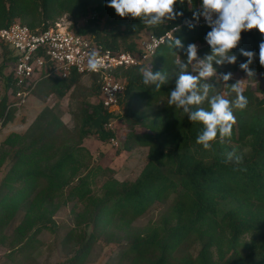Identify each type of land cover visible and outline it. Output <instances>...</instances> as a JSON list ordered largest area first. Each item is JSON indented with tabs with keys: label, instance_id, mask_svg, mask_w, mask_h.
I'll list each match as a JSON object with an SVG mask.
<instances>
[{
	"label": "trees",
	"instance_id": "obj_1",
	"mask_svg": "<svg viewBox=\"0 0 264 264\" xmlns=\"http://www.w3.org/2000/svg\"><path fill=\"white\" fill-rule=\"evenodd\" d=\"M108 3L109 0H0V28L20 20L33 29H45L48 19L54 23L68 14L74 21L72 31L90 35L113 49L138 53V41L145 31H149L147 35H162L174 26H180L174 38L184 45L183 49L170 48L169 40L151 60L154 72L165 71L168 76V83L160 90L143 83L140 66L122 70L120 76L126 88L118 111L104 106L97 77L91 76L93 85L79 106L76 136L69 134L59 116L53 114L45 129L18 147L7 144L13 135L6 137L0 166L8 158H12V164L0 184V224L23 213L11 252L24 253L38 242L39 232L55 229L53 216L58 204L72 201L75 209L79 208L75 215L93 226L88 244L96 241V233H108L114 224L125 228L157 207L164 208L156 220L130 233L132 237L119 250L118 263L125 259V264H264V87L253 89L249 85L243 90L248 104L242 110L233 109L236 122L231 137L223 143L217 137L210 150L203 149L196 142L203 125L191 123L182 110L167 105L179 70L162 64L175 61L177 54L186 57L185 49L193 43L202 59L210 54L205 40L211 30L208 24L190 29L185 23L192 20L202 0H192L191 6L187 0L183 5L178 0L175 9L183 16L158 26L144 25L139 18H122ZM90 11L95 17L78 24ZM105 16L108 19L102 24ZM261 41L264 35L258 30L245 31L233 49L236 64L213 63L217 76L201 81L214 85L210 95L236 98L230 85L237 81L232 78L223 88L218 75L246 73L240 68L247 62L241 49L256 53L249 66L256 75L249 80L264 78V66L259 63ZM1 45L5 65L12 52L4 43ZM81 78L83 75L76 74L69 78L43 76L32 95L43 102L50 95L62 99ZM7 83L13 84L12 76L7 77ZM202 106L209 107L207 103ZM17 109L4 97L0 103V133L15 119ZM114 119L129 125L125 149L149 148L148 162L133 182L119 181L114 169L94 163L93 154L83 145L90 135L101 141L116 137V131L107 126ZM140 125L147 131H139ZM229 152L241 156L242 164L225 163ZM82 255L80 250L64 264H81Z\"/></svg>",
	"mask_w": 264,
	"mask_h": 264
},
{
	"label": "rangeland",
	"instance_id": "obj_2",
	"mask_svg": "<svg viewBox=\"0 0 264 264\" xmlns=\"http://www.w3.org/2000/svg\"><path fill=\"white\" fill-rule=\"evenodd\" d=\"M94 15L95 13L90 11L78 24L85 22L86 19L89 20ZM62 16H66L67 24L71 28L74 22L73 19L68 14ZM107 19V16L103 17L101 23L105 24ZM47 21L51 20L48 19ZM148 32V30L145 31L143 36L147 35ZM1 44L0 70L4 65V54ZM198 56L203 60L199 53ZM178 60L187 63V57L177 54L175 61L168 60V62L162 64H169L174 69L179 70L177 67ZM151 63L149 62L145 66L150 65L152 67ZM187 70L193 75H197L196 72H193L192 66H189ZM5 75L6 73L0 74V103L4 97H7L8 102L13 104L17 102V99L12 86L7 83ZM232 78L237 82L241 81L240 86L243 90L249 85L253 89L264 87V78L252 82L249 80L247 74L241 71L234 72ZM92 85V77L84 75L78 86L72 88L62 99L56 95H50L43 102L38 96L31 95L25 104L16 106L18 109L15 119L8 122L0 133V156H4L1 146L6 137L13 135L7 144H10L12 147L13 145L18 147L23 141H28L38 131L43 128L45 129L48 122L53 118V114L59 116L60 120L69 130V134L76 136L80 127L79 106L84 97L89 93ZM224 86L225 84L223 83V88ZM118 108H116V111L119 110ZM111 122H113L112 129L116 131L115 140L118 141L117 145L112 140L101 141L95 135L86 137L83 140V145L88 147L93 154L94 163L102 167L114 169V175L119 181L133 182L140 176L148 162L149 148L135 147L131 150L125 149L124 141L129 130V125L121 119H114ZM137 129L139 131H147L141 125ZM11 146H8V148H12ZM11 164L12 158H8L0 166V184ZM103 182L104 180L99 182L98 188L101 187ZM58 207L53 216L57 227L55 229L47 228L39 232L38 242L33 247L26 249L24 253L18 251L11 252L10 250L15 241L16 228L22 222L23 213L13 220H8L5 224H0V264H64L80 250H83L84 254V257L82 255L83 260L81 264H125V259L120 263L116 260L118 259L122 243H126L132 237V233H137L138 229H143L145 225L156 220L160 215V211L164 209L162 206H159L147 216L131 222L125 228L114 224L112 228L108 229L109 234L105 232L96 233V241L88 244L94 231L92 224L89 225L83 222L85 219L82 220L80 216L75 215L79 208L75 209L74 202L71 201L65 204L60 202Z\"/></svg>",
	"mask_w": 264,
	"mask_h": 264
},
{
	"label": "clouds",
	"instance_id": "obj_3",
	"mask_svg": "<svg viewBox=\"0 0 264 264\" xmlns=\"http://www.w3.org/2000/svg\"><path fill=\"white\" fill-rule=\"evenodd\" d=\"M177 2L178 0H109L107 6L113 8L122 18H139L144 25L158 26L174 21L177 16H183V12H177L175 9ZM179 3L183 5L185 0H179ZM187 3L191 6L192 0H187ZM201 17L211 29L205 36L211 52L201 60L198 56V46L194 43L187 46L185 49L187 63L177 61L179 71L176 75L175 88L169 93L167 105L182 110L191 123L199 122L203 125L196 142L202 145L203 149L210 150L212 142L217 137L221 143L231 137L236 122L233 109L246 108L248 100L240 86L241 81L230 85L231 92L235 93L234 100L225 98L223 94L210 95L214 85L201 81H208L209 78L217 76L214 62L218 65L236 64L237 56L233 49L238 47L243 32L256 29L264 35V0H202L198 10L193 11L192 20H186L185 23L193 29ZM168 46L174 49L184 48L182 41L176 37L169 41ZM240 52L247 57V62L241 63L240 68L249 78L255 76V72L249 66L256 58V53L244 49ZM259 63L264 66V41L259 44ZM189 66H192L193 72L197 75L187 70ZM102 67V60L93 50L88 55L87 70L97 72ZM139 72L143 83L146 86H154L155 90H160L168 83L166 72H154L150 65L140 66ZM219 79L225 85H229L232 73L222 74ZM205 103L209 105L207 109L202 106ZM242 160L241 156L229 152L225 163L241 165Z\"/></svg>",
	"mask_w": 264,
	"mask_h": 264
},
{
	"label": "built area",
	"instance_id": "obj_4",
	"mask_svg": "<svg viewBox=\"0 0 264 264\" xmlns=\"http://www.w3.org/2000/svg\"><path fill=\"white\" fill-rule=\"evenodd\" d=\"M47 23L49 25L45 29H33L20 21L0 28V43L7 45L12 52V57L5 63L3 71L0 70V74L12 76L13 84L10 85L17 99L13 103L15 106L27 102L41 77L57 75L69 78L76 74L96 76L104 106L110 111H116L117 107L120 109L119 99L126 88L120 76L121 71L132 66L147 65L159 49L174 38L180 27L174 26L162 35L143 36L138 41L140 52L136 53L113 49L97 42L90 35L72 31L66 16L58 18L54 23ZM198 24L207 23L201 17ZM93 50L103 63L97 72L87 70L88 55ZM112 125L113 122H110L107 126L112 129ZM115 138L112 141L117 145Z\"/></svg>",
	"mask_w": 264,
	"mask_h": 264
}]
</instances>
